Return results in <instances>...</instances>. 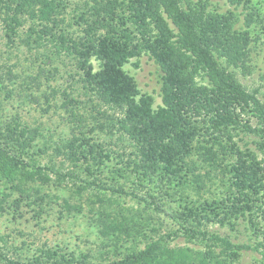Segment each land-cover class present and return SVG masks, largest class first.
<instances>
[{
  "label": "trees",
  "instance_id": "obj_1",
  "mask_svg": "<svg viewBox=\"0 0 264 264\" xmlns=\"http://www.w3.org/2000/svg\"><path fill=\"white\" fill-rule=\"evenodd\" d=\"M227 2L83 0L67 12L66 0H0L8 40L72 60L91 95L80 112L63 91L72 126L55 140L5 108L17 94L35 99L38 76L20 82L0 66V210L82 213L69 190L90 204L99 246L111 250L105 263L47 245L13 257L2 233L1 264H240L248 250L264 264V71L253 88L238 77L254 70L264 0ZM143 54L158 69L156 104L124 68ZM240 224L253 239L220 231Z\"/></svg>",
  "mask_w": 264,
  "mask_h": 264
},
{
  "label": "rangeland",
  "instance_id": "obj_2",
  "mask_svg": "<svg viewBox=\"0 0 264 264\" xmlns=\"http://www.w3.org/2000/svg\"><path fill=\"white\" fill-rule=\"evenodd\" d=\"M68 1L67 12L82 4L83 0ZM212 7L225 11L231 6L227 0H210ZM257 7H264V3ZM259 32V39L256 41V47L251 52L252 63L255 65L253 72L249 76H243L238 73L239 79L248 87L253 88L263 85L259 74L264 71V31L260 32V27L255 28ZM44 48H28L26 44L14 39L10 42L5 36L3 24L0 19V66L1 70L10 68L17 76V81L29 82V77L38 76L39 87L33 88L34 98L17 94L12 99L5 101V108L8 112H18L22 119L31 125H39L45 135L51 133L56 140L63 135H68L72 126L65 112L62 102L64 101L63 91L73 96L77 101L80 112H85L87 107L91 106L88 98L91 96L88 91L82 87L81 81L76 74L73 61L68 58H59L51 62L40 52ZM135 59H131L124 65L131 75L134 76L141 91L151 93L155 98V104L160 102L159 97V74L158 69L152 59L143 54L138 59V66H134ZM55 68V69H53ZM0 70V71H1ZM4 79V77H3ZM7 82V78L4 79ZM8 83V82H7ZM264 92V86L261 87ZM46 93L48 101L43 97ZM90 112V111H89ZM89 113L86 112L87 116ZM91 121V119H88ZM90 125V123H89ZM101 138L106 137L102 131H95ZM107 138V137H106ZM247 138V137H245ZM2 186L0 185V189ZM51 192H56V187L51 188ZM64 196L69 198L71 203L81 204L82 213L70 214L67 210H61L58 205L47 206L39 215H35L28 207L23 206V216L12 217L9 210H0V234H7L8 247L11 256H24L31 254L42 245L50 247H61L67 253L73 252L79 255L80 252H91L93 262L105 263L111 250L108 247H100V236L97 231L95 216L89 211L90 204L85 197L79 199L76 195L71 196V191H65ZM127 202L130 200L126 199ZM173 204V203H172ZM164 225L171 226V221L165 215L161 216ZM213 229L217 225L211 226ZM222 233H228L233 241L247 242L253 239L250 232L244 224L237 226L235 231L228 227L220 228ZM22 241L25 242L22 245ZM178 244H183L181 237L175 239ZM99 247L102 249V257L99 255ZM109 255L108 257H105ZM259 257L255 251H244L240 264H254L255 258ZM1 264V263H0Z\"/></svg>",
  "mask_w": 264,
  "mask_h": 264
}]
</instances>
